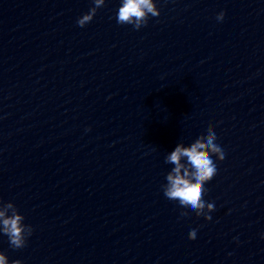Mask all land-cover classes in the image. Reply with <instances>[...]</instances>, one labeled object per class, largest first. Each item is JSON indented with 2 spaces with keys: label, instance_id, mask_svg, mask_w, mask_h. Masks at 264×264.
<instances>
[{
  "label": "clouds",
  "instance_id": "obj_1",
  "mask_svg": "<svg viewBox=\"0 0 264 264\" xmlns=\"http://www.w3.org/2000/svg\"><path fill=\"white\" fill-rule=\"evenodd\" d=\"M93 7L77 19V25L84 27L95 17L97 10L105 5V0H93ZM160 9L154 0H121L117 12V23L132 25L135 30L146 26L149 17H158ZM225 13L221 11L216 19L223 21ZM90 130V129H88ZM225 152L218 142V133L213 124H209L206 135H200L190 145L183 142L165 156V163L173 165L166 175L167 183L162 185L167 199L178 201L185 209L190 208L197 216L211 220V212L215 210L214 203L205 200L206 185L217 174L216 161H223ZM188 212H181L187 216ZM25 217L12 202L0 201V234L6 235L9 244L14 249L27 246L28 237L33 228L24 223ZM198 229L193 228L189 233L195 239ZM0 264H22L19 259L9 261L7 255L0 252Z\"/></svg>",
  "mask_w": 264,
  "mask_h": 264
}]
</instances>
